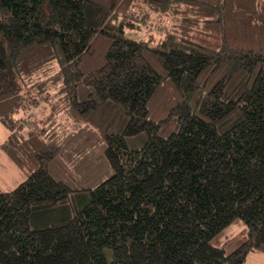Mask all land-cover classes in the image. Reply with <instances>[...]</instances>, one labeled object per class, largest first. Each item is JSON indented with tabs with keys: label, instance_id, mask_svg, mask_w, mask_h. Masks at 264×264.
Here are the masks:
<instances>
[{
	"label": "trees",
	"instance_id": "obj_1",
	"mask_svg": "<svg viewBox=\"0 0 264 264\" xmlns=\"http://www.w3.org/2000/svg\"><path fill=\"white\" fill-rule=\"evenodd\" d=\"M153 15L161 41L130 35ZM0 122L25 173L0 189V264L264 253V0H0Z\"/></svg>",
	"mask_w": 264,
	"mask_h": 264
},
{
	"label": "rangeland",
	"instance_id": "obj_2",
	"mask_svg": "<svg viewBox=\"0 0 264 264\" xmlns=\"http://www.w3.org/2000/svg\"><path fill=\"white\" fill-rule=\"evenodd\" d=\"M153 19L148 20L146 22H139L140 28L133 31H129L130 35L132 37H135L137 39H146L149 44L154 45L158 41H161L164 34H160L159 31L162 29V26L165 27L166 25H170L169 21L167 22H161L157 19H154V15L151 17ZM160 29V30H159ZM43 103H40L38 106H34L28 110H26V113L24 116L28 119H30V122L32 125H35L36 122L38 125H46L47 120L44 123L39 122V119H43L48 115L50 112L49 103L50 101L41 100ZM40 102V101H39ZM61 114V115H60ZM42 117V118H41ZM55 120L56 122H61V124L64 123L66 126L61 127V131H63V135L67 134L69 136L70 131L73 128H76V125H74L73 120L69 117V114L65 111L60 112L58 115H54L51 121ZM67 129V130H66ZM66 130V131H65ZM27 131V128H25V132ZM8 134V130L2 125L0 122V189L2 190H8L13 187H15L19 182H21L25 178V173L17 168L15 164L8 158V156L2 151L1 149V143L6 139ZM73 135V134H70ZM73 138V137H72ZM63 162V160H60ZM103 167L100 168L99 173H95L94 171H91L90 173L87 171L83 172L82 169H78L77 172L81 173V175L77 174V178L80 181L78 183V186H85L88 183L95 182L91 185H95L102 181L108 173H104ZM60 166H54L52 168V174L55 176H60ZM97 170V171H98ZM244 229V224L237 220L231 228H227L223 230L222 234V241H224L225 236H228L231 239L230 245L227 247L230 249L232 247L231 244H235V240L238 239L241 234L242 230ZM219 239H216L214 241L215 244H221ZM194 264H200V263H194ZM243 264H264V253L260 251H252L248 254L247 258L245 259V262Z\"/></svg>",
	"mask_w": 264,
	"mask_h": 264
},
{
	"label": "crops",
	"instance_id": "obj_3",
	"mask_svg": "<svg viewBox=\"0 0 264 264\" xmlns=\"http://www.w3.org/2000/svg\"><path fill=\"white\" fill-rule=\"evenodd\" d=\"M245 262V261H244Z\"/></svg>",
	"mask_w": 264,
	"mask_h": 264
}]
</instances>
